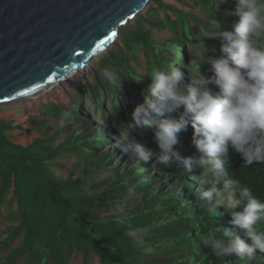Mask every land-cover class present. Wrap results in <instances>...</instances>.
I'll use <instances>...</instances> for the list:
<instances>
[{
  "label": "trees",
  "instance_id": "trees-1",
  "mask_svg": "<svg viewBox=\"0 0 264 264\" xmlns=\"http://www.w3.org/2000/svg\"><path fill=\"white\" fill-rule=\"evenodd\" d=\"M152 1L156 7H152L148 14L139 16L134 28L124 31L121 45L116 50H110L99 66L100 78L107 91L102 85L97 87V91L101 99L108 94L110 102H118L114 113L118 115L119 125H124L126 120L133 121L132 113L136 107L132 109L130 99H137L139 105L143 104L141 92H148V79L150 80L152 70L178 69V60L187 61L183 56L185 45L192 46L193 50H202L208 59L220 58L222 53L219 39L206 37L202 30H207L210 20L215 18L221 22L222 31H231L239 19L234 14L225 15V12L234 13L235 0H227V3H221L222 0H195V5L208 14L205 22L163 0ZM260 2L264 3V0ZM158 11L164 12L162 19L157 15ZM170 13L174 15V19ZM190 19L194 21V25L190 23ZM166 28L174 38L158 44L153 30ZM199 37L202 38V43L198 41ZM258 43L264 45V35L259 38ZM164 52H168L169 56ZM139 53H143L147 59V75L137 74L133 67V63L139 64ZM187 64L190 65L188 70L194 73L198 69L206 77L212 75L211 67L201 61L192 59ZM104 68L117 72L121 86H111L102 78L101 71ZM208 87L216 90L212 85ZM85 90L93 99L90 84L85 85ZM123 105L125 109L122 108ZM55 106L52 115L61 120L59 116L69 110ZM5 123L7 122L0 120V135L3 138L7 132ZM57 125L58 123L48 126V134ZM72 128L71 124L66 125L49 139H36L27 147L12 144L15 151L20 150L18 153L9 154L0 145V168L5 164L15 167V172L11 171L9 174L14 179V222L18 224L13 236L14 239H22L21 247L14 249L3 263L11 264L25 256L26 264H70L73 254H82L84 264H89L92 257H99L100 264H264L262 252H257L251 259L235 255L217 257L207 245L213 236L227 239L224 231L245 238L243 230L232 224L231 211L242 212L246 204V201H241L239 188L248 187L253 196L264 201V163L245 165L241 156L229 149L227 172L212 173L209 171L210 165L200 163L201 154L193 146L192 140L188 139L193 135L190 131L193 129L189 126L187 131L179 133L181 143L174 148H195L193 153L185 151L182 157L193 160L191 171L175 157L167 162L172 175L167 178L165 185L176 177L180 189L170 187L162 192L149 188L154 178L143 177V173L148 170L141 164L129 171L126 167L119 170L115 183L97 193L93 191L100 185H89V182L99 179L103 171L85 170L81 177L60 181L48 169L47 163L53 159L39 158L36 153L35 148L39 145H53L59 133L66 134ZM92 137L93 143L101 141L96 135ZM71 139L73 141L67 140L72 147L68 155L75 157L78 152L73 147L78 143L75 137ZM61 145L53 147L59 149ZM22 151L24 152L21 153ZM56 158L58 157L54 159ZM111 159L113 160V156L108 157L110 162ZM228 179H237L240 183L226 190L225 183ZM9 180L11 184L12 181ZM102 184L104 186L105 182ZM213 186L223 194L225 200L229 194H234V199L241 202L236 208L229 210L218 205L215 196L211 200L203 198V187L209 190ZM33 188L36 193L32 191ZM140 194L142 201L134 210L101 215L103 210L114 212L124 208L128 204V197ZM216 226L222 231L216 232ZM259 228L264 230V222ZM135 229L146 230L142 237L143 244L133 243L129 233Z\"/></svg>",
  "mask_w": 264,
  "mask_h": 264
},
{
  "label": "clouds",
  "instance_id": "clouds-1",
  "mask_svg": "<svg viewBox=\"0 0 264 264\" xmlns=\"http://www.w3.org/2000/svg\"><path fill=\"white\" fill-rule=\"evenodd\" d=\"M235 3L234 13L225 12L239 18L231 31H222L221 22L215 18L210 20L207 30H202L206 37L219 39L221 45L222 56L208 60L211 76L206 77L197 69L190 83L185 84L184 74L175 67L170 71L154 69L149 74L151 84L145 102L134 109L132 119L137 127L155 129L162 163L175 157L191 171L193 160L180 157L174 150L181 143L179 133L189 126L193 129L192 144L201 154L200 163L210 165L212 173L227 172L229 149L238 153L245 165L264 163V45L258 43L264 35V3ZM101 75L109 85L121 86L114 69L104 68ZM177 113L178 118L174 115ZM124 140L140 159H150L152 153L142 144L129 137ZM239 183L237 179H228L225 189ZM238 193L246 204L242 212L231 211V222L243 230L245 238L227 231L223 233L227 239L213 236L207 245L217 257L235 255L251 259L257 252L264 253V230L259 228L264 222V201L253 196L248 187L239 188ZM214 196L218 205L229 210L241 202L234 199V194L225 200L215 186L202 192L203 198L211 200ZM215 231L222 229L216 226ZM145 232L135 229L129 235L139 245L144 242Z\"/></svg>",
  "mask_w": 264,
  "mask_h": 264
},
{
  "label": "rangeland",
  "instance_id": "rangeland-1",
  "mask_svg": "<svg viewBox=\"0 0 264 264\" xmlns=\"http://www.w3.org/2000/svg\"><path fill=\"white\" fill-rule=\"evenodd\" d=\"M154 1L158 2L159 0ZM163 1L182 11L195 15L204 22L208 19V14L202 11L200 6L195 5V0ZM152 7H156L153 1L146 8L145 12L139 16L148 14ZM157 15L162 19L164 17V12L158 11ZM170 16L174 19L172 13H170ZM138 17L132 23L121 29L120 38L105 54L95 58L91 65L79 71L78 75L74 76V78L66 80L60 84V86L55 88L56 90L54 89L53 92L39 100H20L15 103L0 106V118L15 122V126L12 125V123H5L4 126L5 129H7V132L3 135L5 138L0 135V145L3 146L7 153L13 154L20 151H15V148L12 145L16 144L14 140L17 143H22L24 145L31 144L38 138L47 140L54 133L59 132L63 127L71 124L73 126L72 130L66 134L59 133L55 137L57 138V141H55L53 145H51L52 143L41 144L38 148H35L39 158L53 159L47 163L48 169L56 178L58 177L60 181H64L67 178L76 179L81 177L83 173L85 174V170L91 172L101 170L103 173L100 178L89 182V185H100L99 188L93 191L100 193L115 183L116 175L119 170L126 167V170L129 171L137 165L143 164L148 170L147 173H143V177L147 179L154 178V181L149 185V188L164 192L170 187H179L175 180L176 177L171 178L172 181L165 185V181L172 174L168 170L169 165L160 162V157L163 153L155 140V129L149 127H137L135 126L134 120L132 122L126 120L124 125H119L118 115L116 116L114 113L118 102L116 104L110 102V96L108 94L104 99H101L97 91L98 86H103L99 74V66L102 58L110 50H116L121 45L124 31L134 28ZM189 21L194 25L192 19ZM153 33L155 35L154 39L158 44H163L174 38L167 28L162 30L154 29ZM198 39V41L202 43V38L199 37ZM164 54L169 56L168 52H164ZM183 56L187 61L184 62L178 60L177 66L178 70L184 74L185 84L190 83L191 78L194 75L193 71L188 70L190 65L187 64V62H190L192 59L198 60L203 62L206 66L211 67V64L208 63L209 59L203 55L202 50H193L190 45H185ZM138 57L139 64L136 65L133 63V67L136 69L137 74L147 75V59L143 53H139ZM148 82L151 84V80L148 79ZM88 84L92 87L93 99L87 95L85 90V85ZM103 87L105 91H107V88L105 86ZM146 95V91L141 92V98L143 99L141 102H145ZM130 100L132 109L139 105L137 99L131 98ZM114 104L116 106H114ZM55 105L59 108L69 110L67 112V118H65L64 115L59 116L61 120H63V124H61L60 119H56L54 114L52 115V110H55L56 108ZM45 107L47 108L46 114L44 111ZM70 108L74 109L70 110ZM122 108L125 109V105H123ZM56 123H58L56 129L48 134V126ZM20 125H23L24 132L22 133V129H20L21 132H12L11 136L9 131L15 130V127ZM190 131L193 132L192 130ZM93 135L101 138V141L93 143ZM74 137L77 139L76 142L78 143L73 147L75 152H78L77 155L74 154L76 158L72 155H68L71 153L72 147L71 144H68L70 141L68 142L67 140L70 139L73 141L71 138ZM127 137L142 144L147 151L152 153L150 159L144 161L138 157L134 150L128 149L127 142L124 140L127 139ZM188 139L192 140V135H190V138L188 137ZM44 145H47L52 149H47ZM59 145H61L59 149L54 148ZM174 150L179 153L180 157H184L185 151L193 153L195 148L190 147L187 150L185 147H182L174 148ZM23 152L24 151L21 153ZM109 156H113V160L111 159L112 162L108 160ZM55 157L58 158L54 159ZM117 163H119V166H117ZM13 166L14 165H11L10 167L5 164L0 168V172H2V176H0V264H10L3 263L5 258H7L14 249L20 248L22 245L21 237L14 239L13 236L15 233V226L18 225L14 222L16 207L15 193L12 189V187H14V179L13 176H9L11 171L15 172V167ZM9 179L12 181L11 184ZM103 182H105L104 186L102 184ZM202 185L205 186L204 183H202ZM203 190L208 191L207 187H203ZM32 191L36 193L34 188ZM141 201V194L131 195L126 200L128 203L127 206L121 208L123 211L119 208L114 212L103 210L100 213L101 215L106 216L111 213H125L127 211H132L141 203ZM11 264H26V257L23 256L18 258ZM70 264H84L82 254H73L70 258ZM89 264H100V258L92 257Z\"/></svg>",
  "mask_w": 264,
  "mask_h": 264
},
{
  "label": "water",
  "instance_id": "water-1",
  "mask_svg": "<svg viewBox=\"0 0 264 264\" xmlns=\"http://www.w3.org/2000/svg\"><path fill=\"white\" fill-rule=\"evenodd\" d=\"M152 0H0V106L78 75Z\"/></svg>",
  "mask_w": 264,
  "mask_h": 264
},
{
  "label": "crops",
  "instance_id": "crops-1",
  "mask_svg": "<svg viewBox=\"0 0 264 264\" xmlns=\"http://www.w3.org/2000/svg\"><path fill=\"white\" fill-rule=\"evenodd\" d=\"M0 120H2V121H6L7 123H12V125H14L15 126V122H12V121H8V120H6V119H2V118H0ZM20 129H22V133L24 132L23 131V125H20V126H17V127H15V130H12V131H9V133L11 134V136H12V132H21V130ZM8 133V134H9ZM23 137H25V136H23ZM27 138V137H26ZM39 139V138H38ZM14 142L16 143V144H18V145H22V146H24V147H27V146H29V145H31V144H28V145H24V144H22V143H17L15 140H14Z\"/></svg>",
  "mask_w": 264,
  "mask_h": 264
},
{
  "label": "bare ground",
  "instance_id": "bare-ground-1",
  "mask_svg": "<svg viewBox=\"0 0 264 264\" xmlns=\"http://www.w3.org/2000/svg\"><path fill=\"white\" fill-rule=\"evenodd\" d=\"M97 57H100V55L99 56H97ZM96 57V58H97ZM72 78H74V77H71L70 79H72ZM69 80V79H68ZM60 86V85H59ZM59 86H57V87H59ZM57 87H54V88H52L51 90H49V91H47V92H45V93H43L42 95H40L39 97H33V98H29V99H35V100H39V99H41L42 97H44V96H46L47 94H49V93H51V92H53L54 91V89L55 88H57ZM56 90V89H55Z\"/></svg>",
  "mask_w": 264,
  "mask_h": 264
}]
</instances>
